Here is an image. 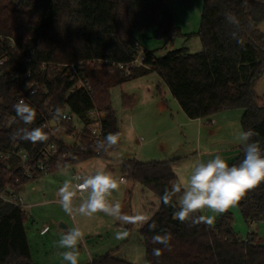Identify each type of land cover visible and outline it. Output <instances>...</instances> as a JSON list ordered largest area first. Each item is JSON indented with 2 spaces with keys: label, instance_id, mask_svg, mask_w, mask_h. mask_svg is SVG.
<instances>
[{
  "label": "trees",
  "instance_id": "obj_1",
  "mask_svg": "<svg viewBox=\"0 0 264 264\" xmlns=\"http://www.w3.org/2000/svg\"><path fill=\"white\" fill-rule=\"evenodd\" d=\"M235 21L227 19V15ZM264 22V0H204L200 37L202 50L189 53L187 47L170 48L162 56L145 49L148 67L133 68L131 73L112 69L114 63H128L137 55L140 43L135 29L157 25L158 36L166 43L178 33L174 25L171 0H0V33L15 37L17 48L12 57L0 66V150L14 147L27 150L40 157L45 142L13 139V134L25 127L15 114L17 103L15 84L11 78L15 65L22 71H31L33 78L46 84L47 95L39 93L36 102L47 110H70L85 118L94 103L104 112V135L119 133L120 128L111 101V88L124 84L149 72H157L168 84L173 96L191 119L210 118L226 110L242 109L243 130H253L264 149V99L255 90L257 81L264 74V32L259 25ZM2 51L0 49V55ZM107 62L99 64L98 60ZM27 60L32 62L25 65ZM47 62L42 71L40 65ZM79 62H83L80 64ZM76 63L81 77L91 86V95L80 89L66 97L76 80H71L67 68L55 64ZM50 99L48 104H44ZM133 97L122 95L123 107H131ZM29 129L42 127L34 121ZM50 136V135H49ZM120 141V140H119ZM96 155L94 146L85 140L87 150L66 148L64 158L50 163L48 173L62 167L76 165L96 156H106L118 148ZM240 153L229 164H239ZM181 157L165 160L140 161L128 158L122 162L124 177L152 190L159 197L165 188L178 182L174 170ZM15 156H0V187L13 183L20 177L18 188L45 175L34 170L26 178L17 170ZM182 194V193H181ZM181 194H178L181 195ZM177 197H173L175 201ZM160 199V198H159ZM246 221L264 220V182L248 190L237 203ZM174 209L165 207L161 200L157 210L140 228V240L147 264H264V243L255 233L243 240L232 228L233 216L226 211L211 227L200 224L189 227L172 218ZM27 212L19 206L0 199V264H37L33 261L25 222ZM203 215L202 213H198ZM155 222V231L148 224ZM166 230L172 234L171 251L163 245L152 244L156 233ZM153 248H161L162 255H152ZM88 264H135L114 256L98 255Z\"/></svg>",
  "mask_w": 264,
  "mask_h": 264
},
{
  "label": "rangeland",
  "instance_id": "obj_2",
  "mask_svg": "<svg viewBox=\"0 0 264 264\" xmlns=\"http://www.w3.org/2000/svg\"><path fill=\"white\" fill-rule=\"evenodd\" d=\"M173 8L174 25L178 28V33L172 42L166 43L165 39L158 36L157 25H152L146 29H135L134 34L140 43V50H152L155 55L162 56L170 48L187 47L189 53H197L202 50V41L199 34L201 26V18L204 8V0H171ZM259 29L264 32V22L259 25ZM255 90L257 95L264 99V74L257 81ZM111 101L113 108L116 110L118 117V124L120 125V146L112 151L108 156H96L85 162L62 167L54 172L47 173L35 180H31L20 192L24 198L25 203L30 204L31 207L27 211V220L25 226L27 229V236L31 248L33 261L37 264H67L63 260L60 252L66 249L57 247V241L61 235L68 229L79 227L85 234L84 240L78 245L79 250V264L90 263L91 257H96L105 253H112L114 256L125 259L135 264H147L145 247L140 240V223L121 224L115 221L112 217L105 215L102 212L94 214L92 217L82 216L78 213L68 215L63 210L58 196V190L62 187L65 180L74 182L73 172H81L86 177L93 174L97 168L103 167L106 171L111 172L114 178L120 179V159L129 153L132 157H139V159L148 160H165L167 157H172L174 154L181 157V161L176 165L177 172L183 173L185 177L191 173L192 166L201 161L207 162L212 159L209 155H204L203 150L195 148L198 140H200L203 147H213V149H224V154L233 152L231 149L230 139L238 140L239 133L243 131L241 125V117L243 115L242 109L228 110L231 115L228 124L211 135L200 134L197 129H192L191 125L179 124L174 133L157 136V139L164 141L165 149H161L156 153L151 146H147L146 142H139L137 136L145 134L138 132L134 134L131 131L130 125L132 122L142 128H147L146 120L142 117H149L153 121L152 113L147 111L144 107V101L148 98L160 96L168 97L177 101L170 93L167 83L155 71L149 72L145 75L136 77L124 84L116 85L111 90ZM127 94L138 98V102L134 108L123 107L122 95ZM134 101V100H133ZM133 104V103H132ZM179 106V103L177 101ZM183 112V111H182ZM133 114V117H132ZM153 114V113H152ZM181 114H184L181 113ZM184 116V115H183ZM186 116V115H185ZM178 123L179 116L175 115ZM206 119V118H205ZM159 124L158 131L162 132L168 127L161 120H156ZM174 122V121H173ZM140 127V128H141ZM173 137L176 143L171 145ZM172 139V140H171ZM157 140V141H158ZM171 140V141H170ZM156 143V142H155ZM197 151V152H196ZM240 150H238L239 152ZM201 152L203 154H201ZM208 153V152H206ZM235 156L231 157L229 164L233 161ZM173 159V158H172ZM67 172V174H65ZM132 188L130 193L128 189ZM88 193L83 197L76 195L73 198V206L78 207L79 204L86 199ZM110 201H119L122 205V211L132 216L142 215L149 217L150 213L159 207V196L152 190L142 186L139 183L132 185V182L120 184L119 190L114 191L108 198ZM232 213V228L239 236L245 240L249 233L253 231L264 243V220H258L252 226L249 221H246L242 212L236 204L229 208ZM205 216L215 217L213 225L221 214L213 213L211 210L205 209L201 212ZM60 223L66 227H60ZM131 225V224H130ZM127 230L129 235L127 238L117 240L115 233L119 230Z\"/></svg>",
  "mask_w": 264,
  "mask_h": 264
},
{
  "label": "clouds",
  "instance_id": "obj_3",
  "mask_svg": "<svg viewBox=\"0 0 264 264\" xmlns=\"http://www.w3.org/2000/svg\"><path fill=\"white\" fill-rule=\"evenodd\" d=\"M227 19L235 21V17L231 14L227 15ZM13 108L19 121L25 125L13 134V139L18 138L32 143L48 140L49 135L42 127L31 129L27 127L33 124L36 118V111L29 103L20 99ZM56 115H60L59 109L56 110ZM258 135L251 129L239 133L238 140L243 146L244 156L238 165L230 166L220 153H216L214 158L207 162H196L187 177L177 172L178 182L174 183L170 189L165 188L159 197L165 207L174 209L172 218L181 223H187L189 227L200 224L211 227L215 217L198 213L207 209L216 214H223L235 206L248 190L264 182V149L259 140L253 139ZM118 141L119 133H108L102 140L97 141V148L107 152L114 148ZM74 179L79 180L81 177L76 176ZM120 183L121 181L114 178L111 172L103 167L97 168L94 175L89 174L84 177L83 183L75 185V188L70 180H65L58 190L60 204L65 213L70 216L78 213L92 217L102 212L121 224L147 223V217L139 214L130 216L122 211V205L118 200L113 202L108 199L114 191L119 190ZM77 189L81 193L88 191V196L78 207H74L73 198L76 196ZM178 194L181 195L178 196ZM173 197H177L175 201ZM148 228L149 231H155V222L148 224ZM128 235L129 232L122 229L115 233V238L122 240ZM84 238V232L79 227H73L66 230L57 241L58 248L66 249L59 255L67 264H79L78 245ZM171 240L172 234L162 230L161 233L152 236L151 243L163 245L164 250L171 251ZM152 255L159 258L162 255V249L153 248Z\"/></svg>",
  "mask_w": 264,
  "mask_h": 264
},
{
  "label": "built area",
  "instance_id": "obj_4",
  "mask_svg": "<svg viewBox=\"0 0 264 264\" xmlns=\"http://www.w3.org/2000/svg\"><path fill=\"white\" fill-rule=\"evenodd\" d=\"M17 48V41L15 37L0 33V49L2 54L0 55V66H3L8 60L11 59V53ZM146 54L144 50H140L132 61L124 63L112 64V69L124 70L128 74L132 72L133 68L148 67L145 63ZM32 61L27 60L25 65L30 64ZM99 64L107 62L106 60H98ZM82 64L83 62H79ZM47 65L44 62L40 65V69L43 71ZM76 63L70 64H55V67L63 68L66 67L67 73L71 80H76L75 84L70 88L66 97L76 93L78 90L83 89L89 95H91V86L87 79L81 77ZM1 73V72H0ZM12 79L16 80L15 91L17 102L20 99H24L26 103H29L36 111L35 120L41 123L49 132V138L40 149L39 153L42 158L32 156L27 150L22 148H12L10 150H0V156L5 159H9L15 156L18 160L17 170L19 174L26 178H32L34 170L37 172H43L47 174L50 170V163L58 161L60 165L61 161L66 158L64 151L59 145V141L64 144L66 148L78 147L81 150H87L85 140H89L95 150L96 155H101L102 151L97 148V141L102 140L104 135V112L100 110L94 103L85 118H79L74 112L70 110H60V115H56L54 107H50L47 110L39 108L36 102V97L39 93L47 95L49 89L46 84H42L38 79L33 78L31 71L22 72L16 65L15 71L11 75ZM50 99H46L44 104H48ZM3 111L0 109V114ZM18 117L15 114H10L7 119L8 121H14ZM53 121L55 123H53ZM80 176L81 179H75V185L83 183L84 176L82 174H75L74 177ZM125 177H121L120 181H124ZM20 177H16L13 183H7L4 187H0V199L5 202L12 203L19 206L24 212L27 210V205L24 198L20 194L18 184ZM81 194V192L77 189ZM256 220H251L250 225L256 223ZM253 231L249 233L251 235Z\"/></svg>",
  "mask_w": 264,
  "mask_h": 264
},
{
  "label": "crops",
  "instance_id": "obj_5",
  "mask_svg": "<svg viewBox=\"0 0 264 264\" xmlns=\"http://www.w3.org/2000/svg\"><path fill=\"white\" fill-rule=\"evenodd\" d=\"M167 86H168V84H167ZM168 88H169V86H168ZM111 90H112V88H111ZM169 90H170V88H169ZM170 93L172 94L171 90H170ZM138 101H139L138 98L134 97V101H133V104H132L131 108H134L135 104ZM144 102H145L144 103V107L146 108V110L144 111L146 113L145 116H147V111L149 113L151 111L153 113V114L150 113L152 115L153 121L150 120V115H148L149 117H142V119L144 121L146 120L147 128H142L141 126H138V125L134 124L133 122L130 125V127H131V131H133L135 135L138 134V132H141V129H144V130H142V132L145 134L146 138L143 137V136H139L138 137L136 135L137 136L136 139L139 142H141V144L143 142H146L147 143L146 145L148 147L151 146L153 151H155L156 153L160 152L161 149H165V146H164L165 143L168 144V142H169V140L165 139V138L163 139L164 141H162V140L159 141L157 139V136H159V135L162 136V135H165V134L174 133L176 127L179 124H181V123L186 124V125H191V128L192 129H197L200 134L211 135V134L219 132L221 129H223L228 124L227 121L231 117V115L228 114L230 112L228 110H226V111L219 112V113L211 116L210 118H206V119L205 118L191 119L183 111V109L181 108L180 104L178 106L177 101L175 102V100H172V99H170L168 97H165V96H163V94H160V96H155V97L148 98ZM182 111L184 112V114H181V113H183ZM175 115L177 116V118L179 116V118L181 120V121H179V123H178V120L176 119ZM132 117H133V114H132ZM156 120H161L162 121L161 123L164 122L168 127H166V129H164V131H162V132L158 131L159 124L156 122ZM119 128H120V125H119ZM120 131H121V129H120ZM119 140H120V137H119ZM167 140H168V142H167ZM229 141L232 144L231 145L232 146L231 149H234L233 152H231L229 154H227V153L224 154L223 153L224 149L223 150L220 149V148L213 149V147H206L205 148V147L202 146L200 140H198V143L196 144L195 148H198V149H201V150H203V148H204V151H202V152H204V155H206V156L209 155L212 158H214V155L216 153H220L227 160V162H229L231 160V157L232 156L236 157L240 153L241 148H243V146L239 142V140H236L234 138L232 140L230 139ZM170 143H171L172 146L175 145L174 143H176V140H175L174 137H173V140ZM179 143L180 142L178 141L176 144H179ZM120 144H119V146H120ZM238 150H240V151L238 152ZM202 152H201V154H203ZM206 152H208V153H206ZM108 155H106V156H108ZM128 158H135V159H138L140 161H144V160L139 159V157H132L129 153H126L120 159V173H121V177L125 176L122 173V169H121L122 162L125 159H128ZM172 158H177V156L174 154L172 157H167L166 159H172ZM152 160H155V159H152ZM152 160H148V161H152ZM201 161H203V157L201 158ZM177 167L178 166H174V170H175L176 173H177ZM75 174H82V173L81 172L77 173V171L74 170L72 176L74 177ZM94 174H95V171H93L92 175H94ZM82 175L84 176V174H82ZM118 181H120V179ZM128 182H130V181H128L125 178V180L123 182L121 181L120 184H123V183L127 184ZM72 185H73V188H75V179H74V182L72 183ZM132 185L134 186L135 183H132ZM25 187L20 189V192L23 191ZM128 191L131 193L132 192V188L128 189ZM86 193H88V191H84L83 193L80 194L76 190V195H79L80 197H83L84 194H86ZM26 205H27V210H26V212H27L28 209L31 207V205L27 204V203H26ZM155 211H153V213ZM153 213L151 212L150 215L153 214ZM131 215H134V214L131 213ZM150 215H149V217H150ZM149 217H147V218H149ZM60 224H63V223H60ZM63 225H65V224H63ZM131 227H132V224L131 225L129 224L128 228H131ZM141 227H142V225H141ZM92 259H93V257H91L90 262L92 261Z\"/></svg>",
  "mask_w": 264,
  "mask_h": 264
},
{
  "label": "water",
  "instance_id": "obj_6",
  "mask_svg": "<svg viewBox=\"0 0 264 264\" xmlns=\"http://www.w3.org/2000/svg\"><path fill=\"white\" fill-rule=\"evenodd\" d=\"M53 123H55V122L53 121ZM60 226H61V227H66V226H65V225H63V224H60Z\"/></svg>",
  "mask_w": 264,
  "mask_h": 264
}]
</instances>
